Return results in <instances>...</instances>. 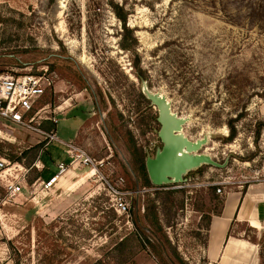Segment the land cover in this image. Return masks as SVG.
Returning a JSON list of instances; mask_svg holds the SVG:
<instances>
[{
	"label": "rangeland",
	"instance_id": "374dc122",
	"mask_svg": "<svg viewBox=\"0 0 264 264\" xmlns=\"http://www.w3.org/2000/svg\"><path fill=\"white\" fill-rule=\"evenodd\" d=\"M115 1L128 11L136 55L119 47L121 26L108 0H0V76L36 74L42 67L54 72L52 90L34 105L32 125L56 130L59 140L100 163L97 175L70 171L42 192L39 183L33 186L37 178L28 183L38 172L32 166L42 154V177L48 178L58 161L68 163L64 146H47L36 130L0 127V155L9 167L17 162L11 157L42 145L30 167L17 162L29 170L19 197L3 204L0 185V209L16 210L15 217L0 211V223L14 222L10 229L2 225L13 264H116L109 252L125 234L137 233L133 212L146 228V250L125 264H211L203 259L204 230L207 214L221 202L212 199L216 187L210 184H219L222 193L215 194L223 199L264 181V127L255 133L256 122L264 125V0ZM132 61L147 82L135 78ZM145 84L186 120L188 139L205 141L197 153L222 168L203 165L187 171L183 183L142 186L130 164L131 145L147 158L162 147L157 108L139 97ZM228 125L236 133L231 142L225 141ZM108 185L129 192L128 218L112 209ZM240 235L261 252L255 264H264V235L245 226Z\"/></svg>",
	"mask_w": 264,
	"mask_h": 264
},
{
	"label": "built area",
	"instance_id": "2783aa9c",
	"mask_svg": "<svg viewBox=\"0 0 264 264\" xmlns=\"http://www.w3.org/2000/svg\"><path fill=\"white\" fill-rule=\"evenodd\" d=\"M56 75L50 71L48 67H42L38 73H26L22 75H4L0 76V127L1 129H13L21 127L27 130H36L48 140L58 142L64 146V152L68 157V163H59L56 165L57 171L53 173L47 180L37 178L35 183H39L42 192H49L56 188L60 179L64 177L68 171L79 169H88L90 177L99 173V165L95 159L91 158L86 151L74 144L73 142H64L59 140L55 133L45 132L35 129L32 125L34 116L31 113L34 110V105L47 92L51 91ZM53 123H57L55 118H52ZM0 129V133H1ZM10 163L2 155H0V185L6 192V198L2 203H6L10 199L15 200L22 194L23 185L25 184L28 169L19 163ZM32 167L39 170L38 163H34ZM258 181V180H256ZM109 186V185H108ZM211 187H216V194L222 193L219 184H210ZM178 185L174 188H181ZM111 194V207L119 216L129 217V204L126 201V196L129 192H123L117 188L109 186ZM36 195V192H32ZM35 196H33L34 198Z\"/></svg>",
	"mask_w": 264,
	"mask_h": 264
},
{
	"label": "crops",
	"instance_id": "0c3cea01",
	"mask_svg": "<svg viewBox=\"0 0 264 264\" xmlns=\"http://www.w3.org/2000/svg\"><path fill=\"white\" fill-rule=\"evenodd\" d=\"M53 133L56 134V130ZM36 162L40 168L38 170L39 177L43 178L42 172L45 167L42 163V154ZM59 163L63 162L58 161L56 165ZM68 174H70V171ZM48 178L43 179L47 180ZM63 179L64 177L60 181ZM35 199H37V196L32 198V201ZM0 211L3 212L4 217L16 216V210L11 208L7 210L0 209ZM34 214L38 215L39 213L36 211ZM207 215L210 216V219L208 227L204 230L203 259L211 264H255L258 257L255 245L245 240L240 232L241 228L245 226L252 229L255 234L264 235V181L258 180L248 184L243 193L240 190L227 192L220 213H208ZM33 219L32 214L30 221H33ZM8 223L12 224L14 222L10 221ZM8 223H0V264H13L10 258L7 257L5 249L11 238L4 230L5 226H2L4 224L10 229ZM148 264L157 263L149 262Z\"/></svg>",
	"mask_w": 264,
	"mask_h": 264
},
{
	"label": "trees",
	"instance_id": "16d2710c",
	"mask_svg": "<svg viewBox=\"0 0 264 264\" xmlns=\"http://www.w3.org/2000/svg\"><path fill=\"white\" fill-rule=\"evenodd\" d=\"M108 5L113 12V15L115 18L118 20L121 26V32H120V40H119V47L126 51L129 52L131 55H136L137 52V46L138 42L137 39L134 36V31L133 29L129 28L127 25V19H128V11L125 8V5L119 4L115 0H108ZM49 58H53L54 56H49ZM50 68L54 67V62H50L48 64ZM133 69L135 70V78L141 83V81H146L141 77V70L138 62L132 61ZM147 82V81H146ZM134 86V84H131ZM147 90H150L151 86L150 84H145L144 86ZM139 97L148 105H150V101L146 98L143 87L141 88ZM229 127V134L226 137L225 141L226 142H231L235 138V130L232 125H228ZM264 125L262 122L258 121L255 123V133L257 136L260 135V133L263 130ZM42 145L38 144L32 148H29L28 150L22 152L20 157H11L10 159L12 161H17L23 163L25 166L30 167L37 159L38 154L41 152ZM130 156H131V166L132 169L138 173H141L142 176V186L147 187V188H153L151 182L148 179L146 169H145V160H146V154L143 152V150L139 147H137L135 144L131 145V150H130ZM205 167V166H201ZM39 177V172L33 170V175L32 177L28 178V183H32L36 178ZM244 190H242V193ZM215 191H212V199L217 202H221L220 204V209L217 210L214 213H220L221 207L224 203V197L221 199L218 195L215 194ZM139 208V207H138ZM137 208V210H138ZM101 211V210H100ZM115 217V214L113 215ZM210 216L207 215V223L205 229L208 227ZM112 220V219H110ZM109 220V221H110ZM133 223L134 226L137 230V233H129L125 234L119 242H117L111 251L109 252V255L113 257V260L116 259V264H125L128 262L130 259L134 258L138 253L145 251V242L143 240V237H145L144 231L146 228H143L140 226L139 219L137 217V213L133 212ZM72 224V222H71ZM78 231L72 232L73 234H79L80 233V225L76 228ZM81 235L84 238L89 237V232L87 231H82ZM259 256L261 257V252L258 253ZM102 261H95L94 264H101Z\"/></svg>",
	"mask_w": 264,
	"mask_h": 264
},
{
	"label": "water",
	"instance_id": "95a60500",
	"mask_svg": "<svg viewBox=\"0 0 264 264\" xmlns=\"http://www.w3.org/2000/svg\"><path fill=\"white\" fill-rule=\"evenodd\" d=\"M146 98L157 108V122L160 125L158 138L162 143L153 158H146L145 169L149 181L155 187L166 184H179L185 180L187 171L199 167L222 168L210 156L198 154L205 141L192 142L181 134L186 120L170 111V105L163 96L143 88Z\"/></svg>",
	"mask_w": 264,
	"mask_h": 264
},
{
	"label": "bare ground",
	"instance_id": "6f19581e",
	"mask_svg": "<svg viewBox=\"0 0 264 264\" xmlns=\"http://www.w3.org/2000/svg\"><path fill=\"white\" fill-rule=\"evenodd\" d=\"M170 111H171V110H170ZM171 112H172V111H171ZM176 116H177V115H176ZM183 119H184V118H183ZM184 125H185V124H184ZM184 125H183V126H184ZM181 134L184 135V133H183V127H182ZM184 136H185V135H184ZM185 137H186V136H185ZM197 141H201V142H202L203 140L200 139V140H197ZM204 145H206V143H204L203 146H204ZM203 146H202V147H203ZM205 155H207V154H205ZM207 156H209V155H207ZM68 172H69V171H68Z\"/></svg>",
	"mask_w": 264,
	"mask_h": 264
}]
</instances>
